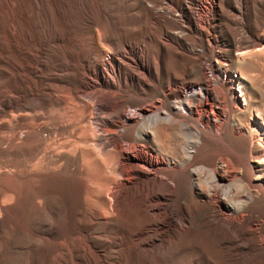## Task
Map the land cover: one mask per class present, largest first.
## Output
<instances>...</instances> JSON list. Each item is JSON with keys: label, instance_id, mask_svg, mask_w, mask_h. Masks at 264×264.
Instances as JSON below:
<instances>
[{"label": "bare ground", "instance_id": "6f19581e", "mask_svg": "<svg viewBox=\"0 0 264 264\" xmlns=\"http://www.w3.org/2000/svg\"><path fill=\"white\" fill-rule=\"evenodd\" d=\"M143 1L0 0V59L22 71L28 61L23 52L35 53L42 42H52L51 55L67 76L44 84L55 97L49 106L60 111L54 132L36 127L55 119L52 116L37 120L26 109L19 111L11 104L0 110V143L6 145L8 167V175L0 179V264H5L9 254L2 246L8 223H16L15 229L26 236L22 206L43 204L56 186L62 211L51 264H104L98 252L101 247L117 254L112 264H200V258L208 264H264V231L247 237L242 221L232 223L245 210L264 222L263 135L259 134L257 147L248 145L249 124L242 121L243 109L228 105L224 91L215 85L217 80L193 62L179 71L194 78L185 91L151 99L147 105L135 103L139 93L133 88L134 72L128 75L121 64L126 52L124 38L130 30L147 23ZM169 1L170 8L176 10L179 1ZM80 13L87 15L84 25ZM171 26L162 23L159 29ZM247 43L260 49L264 36L242 42ZM98 52L108 68L87 70L91 80L84 83L81 60ZM129 53L135 55L132 50ZM151 53L158 66L160 49ZM222 71L229 77L227 69ZM144 72H138L142 78ZM10 73L23 76L25 84L19 88H37L36 83L24 80V74ZM95 90L119 98L120 104L113 107L120 109L118 121L96 120V112L105 106L97 102ZM150 95L141 92L144 98ZM41 108L47 111V107ZM234 119L235 125L230 123ZM20 126L24 127L21 133ZM61 128L69 132L61 133ZM100 129L119 131L122 139L103 140ZM32 151L34 155H30ZM157 170L165 177L151 179ZM45 174L51 177L42 180ZM164 194L172 202L160 212ZM209 200L217 210L206 207ZM83 201L85 207L78 208L72 220L71 207ZM12 203L16 210L9 212L7 205ZM182 209L187 211V218L182 216ZM172 222L178 224L168 233ZM79 226H89L97 235L89 237ZM154 234L163 238L144 247L147 237ZM223 240L239 242L236 247L242 256L222 246Z\"/></svg>", "mask_w": 264, "mask_h": 264}, {"label": "rangeland", "instance_id": "374dc122", "mask_svg": "<svg viewBox=\"0 0 264 264\" xmlns=\"http://www.w3.org/2000/svg\"><path fill=\"white\" fill-rule=\"evenodd\" d=\"M178 1L179 6L174 10L170 8L169 0H144L143 7L147 9L148 14L146 25L140 29L130 30L123 40V48L126 52L119 51L124 55L121 66L126 68L128 75L134 72L135 85L133 88L139 93L136 96L135 103L147 105L150 104L151 99L161 100L169 93L185 91L187 88L186 84L194 78L189 72L181 73L179 71L183 66L193 62L203 70L204 74L210 75L214 80H217L215 85L218 84L217 86L224 91L228 105L243 109L242 121L249 124L247 131L248 145L257 147L259 134L263 135L264 139V128L262 127L264 124V46L256 49L250 43L245 45L242 42L250 40L257 35L264 36V0H245L244 2L239 0H212L213 3L211 2V4V0ZM235 6L240 9L237 11L234 8ZM79 20L81 25H84L87 15L80 13ZM162 23H169L172 26L159 29V25ZM147 43H149L148 46H146ZM51 44L52 42H42L35 53L33 51L23 52L28 61L23 64L22 71L0 59V110L8 109V105L11 104L16 108H20L19 111H25L26 109L29 116H35L37 120L52 116L55 119L49 120L47 123L38 124L36 127L50 129L54 132L55 127H57L56 121L61 119L60 111L55 106H51L54 108L49 110L51 107L48 102L55 97L45 89L44 84L47 81L50 82L53 79L67 76L66 72L58 66L59 61L51 55L53 52ZM241 45V51L236 50V47ZM157 48L160 49L161 54V62L158 66L151 53ZM173 48L175 50H172ZM130 50L134 51L135 55H131L129 53ZM1 55L2 53H0ZM118 56L116 55V57ZM49 58L52 61H49ZM47 62L48 66L46 65ZM79 66L85 71L82 77L84 83H89L91 80L87 70L94 66L108 68L107 63L102 62L99 52L92 54L91 57L85 60L82 59ZM222 68L230 72L229 77H225ZM13 70L18 74H24L25 81L36 83L38 89L29 91L25 88H19V86L24 87L25 83L21 78L23 76H12L10 72ZM143 70L145 71V76L142 74L144 76L142 78L138 72ZM159 81L162 82L160 85H158ZM239 81H241V91L246 99L245 104L238 86ZM141 92L151 95L148 98H144L141 96ZM93 95L97 97L99 104L105 106V109L103 108L102 111L96 112V120L98 122L105 123L120 119V109H113L115 103L120 104L118 97L113 96L111 92L105 93L98 90L93 91ZM37 101L40 104H37ZM169 101L173 106L171 99ZM41 106L47 107V111L45 112L44 110L43 112L42 108V110L39 109ZM183 113L186 114V111L183 110ZM194 118L197 121L201 119L197 114L194 115ZM226 119L229 120L228 115ZM231 121L230 123L235 125V119ZM0 129L2 130V126H0ZM23 130L24 127H18L19 133L23 132ZM59 131L67 133L69 129L61 128ZM98 131L100 138L103 140L114 141L122 139L119 131L104 129ZM5 146L4 142L0 143V169L5 165V169L3 168L0 172V179H5L8 175V167L5 162L7 155L4 149ZM129 148L132 149L131 147ZM34 153L35 151H32L30 155H34ZM218 165L221 167L223 164ZM50 177L49 174H45L42 180H47ZM152 177L155 180L164 178L165 175L157 170L151 175V179ZM165 182L170 183V180L165 179ZM52 189H54V192L44 198L43 204L26 203L22 206L21 217L26 228V236L20 235L15 229L16 223L11 225L8 223L10 227L6 236L2 239L3 249L9 252L5 264H39L40 261L45 264H51V259L55 253L53 243L59 237L56 226L59 225L58 217L62 211V208H59L60 189L58 186ZM164 198V203L158 208L160 212L167 209L172 202L168 194H164ZM84 203L85 201L80 206L71 207L72 220L75 221L73 214L76 213L78 208L85 207ZM205 205L210 210H217L214 207L213 200L207 201ZM7 208L9 212H14L16 204H8ZM182 216L187 218L185 209H182ZM222 216L225 217L224 215ZM237 220L243 222L244 234L247 237L262 234L264 231V222L259 218L253 217L250 210H245L244 214L239 216V218H235L232 223L236 225ZM93 221H96V219L94 218ZM176 224L178 223L172 222L169 225L167 228L168 233H170L171 227H175ZM78 228L89 235V237L97 235L94 229L89 226H79ZM70 232L73 231L70 230ZM154 236L147 237L148 240L144 247L163 238L161 234H154ZM237 243L239 242L235 241L232 243L227 240L221 242L222 246L231 247L233 254L241 257L242 255L236 247ZM111 250L104 251L103 247L98 249L104 264L115 262L117 254ZM200 261L202 264L209 263L203 258H200Z\"/></svg>", "mask_w": 264, "mask_h": 264}]
</instances>
